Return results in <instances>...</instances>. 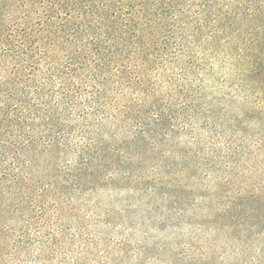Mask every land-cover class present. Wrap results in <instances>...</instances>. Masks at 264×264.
Returning <instances> with one entry per match:
<instances>
[{"label": "trees", "instance_id": "obj_1", "mask_svg": "<svg viewBox=\"0 0 264 264\" xmlns=\"http://www.w3.org/2000/svg\"><path fill=\"white\" fill-rule=\"evenodd\" d=\"M190 130L193 148L174 145ZM253 155L264 0H0V264H80L93 193H161L181 212L191 192L151 173L228 180ZM249 200L231 218L255 244Z\"/></svg>", "mask_w": 264, "mask_h": 264}, {"label": "rangeland", "instance_id": "obj_2", "mask_svg": "<svg viewBox=\"0 0 264 264\" xmlns=\"http://www.w3.org/2000/svg\"><path fill=\"white\" fill-rule=\"evenodd\" d=\"M193 133L190 130L174 145L193 148ZM256 155L255 170L244 164L240 174L228 180L224 172L209 175L207 169L199 173L201 180L191 170L181 174L178 169L166 177L151 173L152 180L172 177L191 192L195 206L182 213L161 193L142 197L136 196V189L93 193L92 208L102 206L94 209L88 228L94 239L92 255L80 264H264V238L247 242L231 218L240 198L251 203L250 197L260 196L264 206V157ZM140 179L142 186L147 178Z\"/></svg>", "mask_w": 264, "mask_h": 264}]
</instances>
